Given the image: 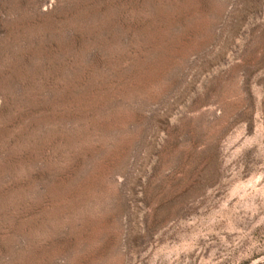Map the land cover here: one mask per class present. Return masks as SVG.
<instances>
[{
  "label": "rangeland",
  "instance_id": "rangeland-1",
  "mask_svg": "<svg viewBox=\"0 0 264 264\" xmlns=\"http://www.w3.org/2000/svg\"><path fill=\"white\" fill-rule=\"evenodd\" d=\"M0 264H264V0H0Z\"/></svg>",
  "mask_w": 264,
  "mask_h": 264
}]
</instances>
